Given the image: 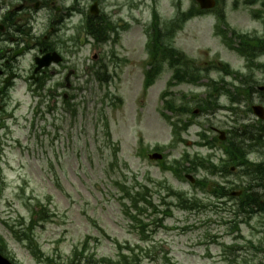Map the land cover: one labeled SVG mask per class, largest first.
Listing matches in <instances>:
<instances>
[{
  "label": "rangeland",
  "instance_id": "1",
  "mask_svg": "<svg viewBox=\"0 0 264 264\" xmlns=\"http://www.w3.org/2000/svg\"><path fill=\"white\" fill-rule=\"evenodd\" d=\"M176 1L160 0L156 8L135 11L129 9L128 0L100 1V15L105 26L109 22L117 29L113 28L115 35L108 30L115 44L109 43L102 50L106 58L115 52L122 61L115 72L116 64L109 65L114 78L110 85L103 86L88 74L92 69L89 57L93 48L88 46L82 57H76L82 80L77 81L78 87L72 91L74 115L61 111L64 103L59 98L54 106L58 111L33 119L31 112L36 102L27 86L23 81H17L11 87L8 112L5 115L0 113V235L8 244V255L15 264H47L45 259L54 264H69L74 259L73 249L82 247L86 241L97 258H117L118 244L135 248L140 264H168L166 255L173 264H229V258L236 261L235 264L247 261L249 264H264V215L236 216L239 197L231 196L244 191L250 177L241 168L224 170L226 167L221 160V156L225 159L221 152L224 142L218 140L214 149L197 145L201 143L198 134L202 129L208 130V137L213 139L218 138L220 131L243 130L242 126L261 127L251 108L264 103V92H261L264 71H251L246 66V59L221 45L215 34L217 19L212 12L190 20L174 39H170L171 31L179 23L176 11L170 8V3L174 5ZM181 2L185 10L192 6L191 0ZM224 2L220 12L226 15L232 30L251 37L264 36V22L254 21L252 17L253 12L263 10L260 4L252 8L245 5L244 0ZM61 3L69 5L71 1ZM73 6L89 11L92 3L77 0ZM153 9H157L159 20H163L161 28L167 44L173 45L177 59L188 63L184 66L191 68L190 74H196L197 85L175 84L168 89L173 69L167 61L154 86L144 91L148 58V38L144 31L151 23ZM47 14L41 13L35 26L38 36L47 30ZM79 19L77 16L75 21ZM228 38H231L230 34ZM235 40L233 38L234 44ZM236 42L239 44L238 40ZM162 44L166 49L165 42ZM33 55L31 53L19 61L18 68L23 77L29 72ZM261 61L259 63L264 64V56ZM225 65L231 71L229 76L223 70ZM250 78L256 82L251 83L253 89L249 96H245V83L252 82ZM212 84L218 89L212 101L217 98L218 104L192 115L194 125L183 133L185 142L176 138L177 143L172 146V127L167 117L173 115L166 112V100L177 105L182 102L194 114V111L207 107ZM164 92H169L171 97L163 100L161 95ZM116 97L122 99L121 106H114ZM231 97L233 102L237 99L242 102L235 103L234 107L239 109L237 115L228 110ZM47 105L51 106L49 102ZM216 106L221 109L215 110ZM104 119L109 122L110 140L101 129ZM156 147H160V153L165 155L167 165L181 160L185 153H189L191 160L198 154L203 158L214 157L219 173L211 176L202 168L190 173L206 183L205 190L195 191L188 180L178 179L162 165L150 160L148 155ZM116 148L118 160L112 163V152ZM249 159L255 164L263 163L264 150L250 151ZM190 166V163L186 164V167ZM117 182H127L131 187L166 182L175 190L188 194L190 201L194 198L192 195L198 193L197 196L207 205L217 201L211 197L217 185L226 187L229 196L221 201L225 204V211L207 210L196 214L178 208L175 200L167 199L168 204H172V217L163 220L158 227L152 225L156 217H144L151 225L147 229L150 236L145 239L133 228L127 216L130 202H121ZM159 189L152 191L156 205H160L161 197L166 196ZM261 194L264 195V191ZM40 202L49 208L50 220L38 228L33 226V230L27 233L29 240L22 235L17 239L12 229H18L20 222L27 224L30 208ZM234 222L241 224L237 226ZM30 244L36 250L40 247L41 254H38L43 262L38 255L33 256L32 251L36 254L37 251L31 250ZM229 246L234 248L228 249Z\"/></svg>",
  "mask_w": 264,
  "mask_h": 264
},
{
  "label": "trees",
  "instance_id": "2",
  "mask_svg": "<svg viewBox=\"0 0 264 264\" xmlns=\"http://www.w3.org/2000/svg\"><path fill=\"white\" fill-rule=\"evenodd\" d=\"M195 11L192 10L189 15H186L183 17V19H180V23L176 25L177 28H180L188 19L192 18L195 16ZM173 31H171V34ZM153 43L150 47L151 52H152V57L154 60V64H152V71L147 74V80H146V87H149L156 76L159 75L160 68H161V63L162 60L170 61V66L171 68L175 69V79L176 80H185L186 78H189L193 80V82H196L197 77L196 74H190L191 68H186L184 65H187L188 63L185 62L182 59H175V56L173 53L169 54L167 56V51L164 53L163 46H162V40H161V35L160 32L157 31L156 34L153 36ZM160 43V45H159ZM159 58V61L157 59ZM161 58V59H160ZM216 103L215 101H213ZM167 108L171 111H174L177 115L184 116L188 113L191 112L189 106L182 105L179 108H176L175 105L173 104H168ZM188 126L185 125V128ZM178 131V127H176V131ZM233 135L228 143V147L225 149L229 161H227L228 164H232L233 166L236 167H249L247 169L246 175L250 177V182L248 185L244 188V194L242 198L238 200V205L239 209L242 213L244 214H250V213H260L264 215V195L261 194L262 191H264V165H254L247 160V155L250 152V150H253L255 148H258L259 146H263L264 148V128H261L259 131L254 130V129H249L245 128V132H242L240 135L239 130L238 131H233ZM240 138V139H239ZM246 142H251V145H246ZM250 149V150H249ZM187 162L191 164V168L186 169L188 172H194L198 171L200 168L203 170L210 172L212 175L216 174L219 172V167L213 165L214 163L212 162L211 158H203L199 155H196V158L194 160L190 159V156H185L183 159L182 163ZM181 164V163H178ZM183 169L180 170V174H182ZM199 185H202L205 187L206 184L201 182H198ZM169 189V188H168ZM148 191V189H145ZM170 190V189H169ZM224 187H216L214 188V194L215 195H224L225 192ZM132 189H129L128 192L126 193V197L130 198L131 200L134 201V208L136 209L137 212L142 214L144 211H146L145 208H140L138 200H140V197L144 196L143 192H131ZM132 194H135L136 196H132ZM228 193V192H227ZM170 194L177 195L179 202H182V207L184 209L188 210H194V209H199L201 208L199 201L195 200L193 203L189 202L188 200L185 199L184 196H181L180 194L174 193L170 191ZM226 194V193H225ZM144 199V197H143ZM42 220V218H41ZM142 225V221H140ZM26 229H31L33 230V227L30 225ZM23 230L21 232L23 233V236L26 237V240H29L27 231ZM144 232V231H143ZM33 246V244H30ZM8 245L6 241L4 240L3 237L0 236V252H5L7 250ZM122 259L118 261H92V260H87V264H140V256L136 252V250L132 251L131 257H126L122 256ZM170 263V262H169ZM172 264V263H170Z\"/></svg>",
  "mask_w": 264,
  "mask_h": 264
},
{
  "label": "flooded vegetation",
  "instance_id": "3",
  "mask_svg": "<svg viewBox=\"0 0 264 264\" xmlns=\"http://www.w3.org/2000/svg\"><path fill=\"white\" fill-rule=\"evenodd\" d=\"M63 0H15V4L12 9L7 5L9 0H0V47L7 44V42L13 44V47H7L5 50L0 49V76H4V80L8 76L13 75L14 78H18V45L23 50H29L30 45L28 40H25L24 44L20 43L27 35L28 29L33 32V21L36 19L34 16V8L46 11L47 9L53 10V14L48 19L49 35L44 37V42L41 44H33L31 47L38 51V55H45L48 52L54 50L60 52L62 60L57 65H52L49 69L42 70L38 75L34 76L33 81L35 86L47 85L46 75H52L54 78L62 76L61 80L56 82L53 88L64 89L66 84V74L78 73L79 61L76 60L77 55H65V46L70 44L66 41L63 34L66 33L64 26L66 22L67 13L64 11V5L61 3ZM67 36V35H66ZM74 48L78 47L80 51L85 47V43L79 41H73ZM76 50V51H77ZM65 74V75H63ZM75 79V76L72 78ZM50 80V79H49ZM6 81H3V87L0 89V100L4 101V96L12 83L5 85ZM70 88H73L71 85Z\"/></svg>",
  "mask_w": 264,
  "mask_h": 264
},
{
  "label": "water",
  "instance_id": "4",
  "mask_svg": "<svg viewBox=\"0 0 264 264\" xmlns=\"http://www.w3.org/2000/svg\"><path fill=\"white\" fill-rule=\"evenodd\" d=\"M203 9L206 8H212L214 7V1L213 0H197ZM43 65H41L42 67ZM256 114H258L260 117H263V113H262V109L261 108H255L254 109ZM222 139H224V137L222 136ZM155 158L160 159V156H155ZM0 264H10L6 259H4L2 256H0Z\"/></svg>",
  "mask_w": 264,
  "mask_h": 264
},
{
  "label": "bare ground",
  "instance_id": "5",
  "mask_svg": "<svg viewBox=\"0 0 264 264\" xmlns=\"http://www.w3.org/2000/svg\"><path fill=\"white\" fill-rule=\"evenodd\" d=\"M263 136H264V134H263Z\"/></svg>",
  "mask_w": 264,
  "mask_h": 264
}]
</instances>
